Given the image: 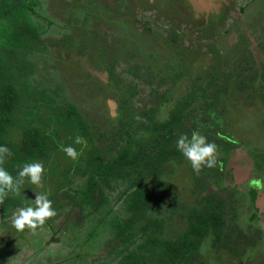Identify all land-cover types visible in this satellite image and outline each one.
<instances>
[{"label": "trees", "instance_id": "trees-1", "mask_svg": "<svg viewBox=\"0 0 264 264\" xmlns=\"http://www.w3.org/2000/svg\"><path fill=\"white\" fill-rule=\"evenodd\" d=\"M141 1L186 28L211 22L202 33L213 39L189 45L177 22L128 18L130 0H0L3 166L15 176L59 155L63 139L87 140L69 163L84 180L69 221H91L90 237L103 225L102 259L82 255L91 264H264V231L244 217L219 157L257 135L264 146V0ZM228 1L237 14L219 32ZM196 130L218 146L216 167L198 174L176 146Z\"/></svg>", "mask_w": 264, "mask_h": 264}, {"label": "rangeland", "instance_id": "rangeland-1", "mask_svg": "<svg viewBox=\"0 0 264 264\" xmlns=\"http://www.w3.org/2000/svg\"><path fill=\"white\" fill-rule=\"evenodd\" d=\"M130 1H132L130 7L126 8V10H128V18L140 19L141 15H143L150 18L152 17L156 21H164L162 23L165 24H169V22L172 21L177 22L174 26L184 33L186 36L184 40L189 45L200 43L201 46L205 44L206 47V42L208 43V41L210 42L211 39H213L211 36L214 34L205 35L202 33L211 30L213 24L209 21L201 20L200 22L191 23L192 26L189 25L190 28H186V20L180 19L177 16L167 17L154 3L145 7L141 0ZM204 1L205 7L207 8L209 6L208 2H206V0ZM210 1L213 2L214 0ZM216 5L219 6L218 4ZM225 6L226 9L223 12L224 20L220 23L219 32L226 28L227 25L224 22L227 19H232V17L237 14V10L232 2L228 1ZM131 13L134 17H131ZM139 23L140 20L136 21L134 24L138 25ZM101 25L103 30V24ZM223 26H225V28ZM35 59L38 61L39 68L41 69L42 66L40 64L42 60L37 57ZM199 63L201 62H198L197 66ZM30 72L32 71L30 70ZM72 84L78 85L80 83L75 82ZM37 120L40 121V119ZM49 124L52 125V123ZM61 143L62 145L56 149L61 150V146L70 145V142L66 139H63ZM74 146L79 150L82 147L78 144ZM224 147L227 151V157L244 165L247 174V176L245 174L244 179H240L241 181L239 180L235 184L230 182L231 186H229V188L239 201L243 203L240 207L242 208L244 217L251 218L255 215V223H253V225L255 224L256 227L264 231V226H262L264 225V211H260L261 209L256 211V209L251 208L252 212H250V208H246L248 204H250V202L248 203L249 195H257L259 199L264 200V188L257 189L254 186H250V181L252 179H260L264 182V152L260 154L255 153L256 151L252 148L250 149L246 145L234 142L228 143ZM59 155L54 151L51 152L49 156H46L43 161H40L45 167L42 179L43 187L30 184L29 187L23 188L22 201L17 206L23 207L31 205L35 199L36 193H47L57 215L45 223L44 227L46 226L48 229L43 227V229H38L35 233L26 229L24 232L18 233L10 224V218L16 206L9 205L8 215H0V264H91L93 260L91 255H98L99 259H102L101 254H103V251L100 253L98 251L105 245L103 225L99 224L97 226L98 228L93 226L91 232H94V234L90 237L87 233L88 231L90 232L91 221H88L87 218H83L84 220L78 227L74 226L69 221L72 217L71 210L76 203L74 193L78 190L81 181L83 182L84 180L79 178L77 166L69 164L74 161L69 157L70 161L68 163L63 161L61 157L66 155L62 150ZM64 168H69V170L65 171ZM62 172L64 174H61ZM212 188H209V191H211ZM259 202L261 201L259 200ZM257 220L259 223H256ZM47 232L50 233L49 236ZM44 236H46V238H44ZM260 239L263 240V238ZM101 241H103L104 244H101ZM88 245L89 247L87 248ZM98 246L99 248H97ZM85 252L87 255L89 253L91 255L82 258ZM95 261H93L94 264L96 263ZM106 262L109 264V258Z\"/></svg>", "mask_w": 264, "mask_h": 264}, {"label": "clouds", "instance_id": "clouds-1", "mask_svg": "<svg viewBox=\"0 0 264 264\" xmlns=\"http://www.w3.org/2000/svg\"><path fill=\"white\" fill-rule=\"evenodd\" d=\"M136 119L141 118L136 117ZM74 143L82 146L79 152L72 145L61 146V150L70 159L77 160L82 155L84 148L87 147V140L77 135ZM176 146L197 174L205 167H216L218 146L214 142H208L199 130L193 131L191 138L186 134L180 135ZM10 155L11 152L7 146H0V205L4 203L10 193L19 196L26 180L32 185L43 187L42 179L45 167L42 162L25 163L22 167H18L17 174L13 176L3 166ZM250 186L261 189L264 188V182L260 179H252ZM56 215L57 212L47 193H36L31 205L17 207L13 210L10 224L18 233L24 232L26 229L35 233L38 229H43L45 223Z\"/></svg>", "mask_w": 264, "mask_h": 264}, {"label": "water", "instance_id": "water-1", "mask_svg": "<svg viewBox=\"0 0 264 264\" xmlns=\"http://www.w3.org/2000/svg\"><path fill=\"white\" fill-rule=\"evenodd\" d=\"M200 1L202 3H204V5H205L204 0H200ZM219 157H220V159H222L224 161L225 168H226V174H227V178L229 179V181H231L232 183L235 184L240 179H244L245 174H246V170H245L244 165H242L241 163H237L235 160H233L231 158H228L226 152L221 153L219 155ZM246 176H247V174H246ZM252 197L256 200V203L259 207L263 206V201L261 199H259V197H257V195L252 194ZM259 200L261 202H259Z\"/></svg>", "mask_w": 264, "mask_h": 264}, {"label": "flooded vegetation", "instance_id": "flooded-vegetation-1", "mask_svg": "<svg viewBox=\"0 0 264 264\" xmlns=\"http://www.w3.org/2000/svg\"><path fill=\"white\" fill-rule=\"evenodd\" d=\"M264 133V130H262L261 132H260V135H262ZM258 136V135H257ZM257 136H253L252 138V140H251V142L247 145V147H249L250 149L252 148L253 150H255L256 152L255 153H263L264 152V146H263V144H261L262 143V140L261 139H259ZM263 138H264V136H262ZM223 152H227L226 150L225 151H223ZM222 152V153H223ZM221 154V153H220ZM251 196V195H250ZM250 201H252L255 205H257V203H256V200L251 196V200ZM262 201H263V206L262 207H259L258 205V208H257V211H258V209H261L260 211H264V200L262 199Z\"/></svg>", "mask_w": 264, "mask_h": 264}]
</instances>
